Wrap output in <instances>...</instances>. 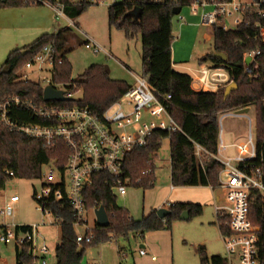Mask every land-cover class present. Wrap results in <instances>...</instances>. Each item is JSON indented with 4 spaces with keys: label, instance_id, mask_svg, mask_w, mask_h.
<instances>
[{
    "label": "trees",
    "instance_id": "trees-1",
    "mask_svg": "<svg viewBox=\"0 0 264 264\" xmlns=\"http://www.w3.org/2000/svg\"><path fill=\"white\" fill-rule=\"evenodd\" d=\"M64 6L65 14L70 18L81 15L91 4L87 0H57ZM102 0H94L99 3ZM44 5L32 4L28 0H0V7ZM138 6L140 16L132 11ZM183 4L174 0H121L108 7L109 25L122 30L128 40L141 35L143 74L156 89L158 96L170 95L169 111L180 126L173 132L156 130L147 145L136 147L125 156L123 176L131 179L133 185L148 189L155 184L156 160L165 138H170L171 182L174 186H211L219 187L220 172L223 165L215 160H208L204 166L196 155V145L218 151L220 138V116L226 110L256 106L257 140L260 156L251 161L255 166H263L264 158V41L257 38L255 24L259 19L257 10H248L245 19L236 29L225 30L213 27L214 52L199 58V63H211L216 66L232 67L236 70L238 88L224 97L221 92L194 90L192 77L174 69L172 52L175 41L173 18L176 9ZM264 23V19H262ZM74 30L65 27L57 32H46L29 45L13 50L6 63L12 64L9 73L0 72V104L6 99L19 96L22 99L44 102L43 84L23 78L19 72L48 44H53L57 60L55 61L52 85L65 86L73 91L76 86L82 89V98L68 102H54L61 105L78 104L89 106L94 113L102 115L118 101L131 85L122 79H114L105 64H92L77 78L72 77V64L68 58L70 44L74 39ZM86 43V42H85ZM84 43V44H85ZM259 48L256 62L245 68L244 54L248 50ZM25 50V52H23ZM223 53L226 59L216 57ZM257 65L256 68L254 66ZM258 74L250 78V74ZM50 103V102H45ZM8 117L17 123H42L48 121L35 118L31 113L14 104H8ZM60 144L59 148L47 149L43 141L30 138L1 121L0 117V190L15 178L38 179L42 175L43 165L60 156V168L64 169L67 151ZM151 170L150 174H144ZM10 172H13L11 175ZM152 182V183H151ZM88 210L104 206L108 212L110 224L106 227L95 225L86 230L91 235L89 242L77 241V228L74 215L66 201H52L48 207L61 220V242L55 249V264H84L85 250L94 245L108 242L128 241L131 236L143 238L146 233L157 230H171L180 220L182 212L189 211V217L200 216L204 206L192 202H175L169 205L170 214L161 218L157 210L151 211L140 219H135L129 210L117 203V196L112 187V180L107 174H97L92 185L84 190ZM258 190L252 195L250 216L261 225L264 234V214ZM223 232H228L226 218L217 216ZM30 224H22L16 230L26 231ZM201 264H224L225 257L209 255L205 245L197 247ZM16 264H38L31 251V244L16 247Z\"/></svg>",
    "mask_w": 264,
    "mask_h": 264
},
{
    "label": "built area",
    "instance_id": "built-area-1",
    "mask_svg": "<svg viewBox=\"0 0 264 264\" xmlns=\"http://www.w3.org/2000/svg\"><path fill=\"white\" fill-rule=\"evenodd\" d=\"M32 4H47L55 12L56 18L66 17L64 6L57 0H28ZM158 1V0H157ZM176 4H183L192 12L200 16L203 25L222 27L225 30L236 29L245 19L248 10H257L259 19L255 26L258 29L257 38L264 41V0H174ZM181 7V11L182 8ZM176 14L180 20L184 17ZM84 46L99 53L102 48L87 41ZM259 48L248 50L244 54L245 68L248 69L256 62ZM250 58L249 62L246 61ZM57 60L54 45L48 44L28 63V67H37V72L47 71L43 87L52 85V74ZM257 65L254 66L256 68ZM237 72L232 67L216 66L204 63L198 77L201 90L221 92L233 82ZM258 74H250V78ZM40 82V81H39ZM58 89L65 90V101L49 100L37 102L22 99L19 96L6 99L0 104L1 121L30 138L43 141L47 149L59 148L60 144L67 151L64 169L60 168L61 158L49 161L43 165L41 180L42 188L36 189L35 199L40 210L45 215L55 216L48 205L52 201H66L74 215L77 228V241L89 242L91 235L85 233L90 230L87 218L84 190L94 182L97 174H107L112 180L113 190L120 195L127 193L128 187L133 185L128 177L123 176L125 156L136 147L145 146L150 141L156 130L176 131L180 126L171 116V96H158L156 89L151 85L145 75L137 77V81L124 95L111 105L102 115L94 113L89 106L74 102L73 105H61L54 102H68L78 100L76 93L68 91L65 86L56 84ZM44 97V95H43ZM50 102V103H45ZM14 104L27 109L35 118L48 121L42 123H17L7 115L8 104ZM232 110V109H231ZM226 110L235 115L246 116L249 120L248 141L238 145V154L229 158L221 157V149L227 146L221 136L218 151L196 145V155L204 166L208 160L220 162L223 167L220 172V183L215 191L219 195L215 200L217 216L225 217L228 232L221 235L225 246L224 264H264V234L261 225L254 222L250 216V204L253 192L258 190L262 201L264 214V168L255 166L251 161L256 160L259 154L256 124L246 113H240V108L235 111ZM261 159L264 161L263 154ZM47 167L48 171L44 170ZM144 174H150L146 170ZM12 175L13 172H10ZM152 183V182H151ZM18 195H11L5 202L0 213L5 217H12L15 212ZM22 224L0 223V242L6 245L15 244L21 247L30 243L31 251L38 264H49L47 255L51 254L50 245L41 237L39 224L31 225L26 231H18L16 227ZM78 227L84 228L80 232ZM145 254V249L140 250Z\"/></svg>",
    "mask_w": 264,
    "mask_h": 264
},
{
    "label": "rangeland",
    "instance_id": "rangeland-1",
    "mask_svg": "<svg viewBox=\"0 0 264 264\" xmlns=\"http://www.w3.org/2000/svg\"><path fill=\"white\" fill-rule=\"evenodd\" d=\"M87 1L92 2V4L81 15L75 17L76 20L80 17L78 18V21L81 22L80 27L89 34H95L103 44L108 45L110 39H113L112 50L118 60L114 57H107L105 53L94 54L91 50L87 49L84 46V42L86 41L85 34L81 33L77 26H73L75 34L72 44H70L72 50L68 54L71 59L73 78H77L92 64H105L108 66L112 78L122 79L127 82L131 81V75L127 70V56L133 63V69L137 73L141 74L144 71L141 56V35L128 40L122 30L115 27L109 28L108 7L110 4L121 0H102L99 4L94 2V0ZM186 7L184 6L183 10ZM177 18V15L173 18V32L176 39L174 47L177 49L174 58L177 64L182 62L183 66H176V70L187 74H200L199 70L202 64L199 63V58L214 52L213 28L200 24V27H196L197 29L199 27L200 30L197 36L190 37L185 34L179 39L180 31L177 28ZM66 22L67 17L57 19L55 12L47 4L0 7V72L13 50L29 45L43 33L54 32L57 28L59 30V23L65 25ZM48 26H51V29L46 28ZM35 70H37L36 66H25L19 74L23 78L40 81L44 84V77L48 75L47 71L37 72ZM223 91L224 89L221 93ZM73 92L76 93L75 98H82L83 91L81 88L76 86ZM246 108V114L257 124L256 106L252 105ZM235 110L238 109H232L231 111ZM248 133L249 120L246 116L235 115L231 112L222 113L220 116V136L227 148L221 152V157L229 158L236 156L238 154V145L248 141ZM158 156L154 186H160L163 191L166 189L168 194L171 187L170 138L164 139ZM44 170L48 171V168L45 167ZM154 186L149 189L155 188ZM41 188V180L39 179L15 178L10 180L6 188L0 190V211L11 195H18L19 201L16 203L15 212L12 217H5L0 213V223L39 224L41 237L46 238V240L44 239L45 243L50 244V247L53 249L52 253L47 255L49 264H53L55 260V247L61 242V225L55 221L52 215H45L40 210L38 202L35 199V192L36 189L40 190ZM143 190V187L131 185L128 187L125 196L120 195L115 190L118 205L126 209L130 208L131 211L137 210V212L141 213L146 205L148 189L146 192ZM203 194L204 192H202ZM171 201L173 200L171 199ZM165 206H168V204H165ZM214 214L213 207L208 208L205 206L202 215L192 216L186 219L184 224L189 229V235L196 237V239L207 241L214 251L213 253L223 254L224 247L219 229L209 223V221L214 220ZM87 218L89 225H94V220H96L94 209L88 210ZM207 220L209 221L207 222ZM78 230L84 232V228L82 227H78ZM192 251L194 253V249ZM193 260L194 264H199L197 257ZM0 264H16L15 244L6 245L0 242Z\"/></svg>",
    "mask_w": 264,
    "mask_h": 264
},
{
    "label": "crops",
    "instance_id": "crops-1",
    "mask_svg": "<svg viewBox=\"0 0 264 264\" xmlns=\"http://www.w3.org/2000/svg\"><path fill=\"white\" fill-rule=\"evenodd\" d=\"M51 9L52 11H54L52 7ZM181 14L184 17V20H180V18L177 16L178 17L177 28L180 31L178 38L181 39L185 34L186 36H190V37L197 36L200 33L199 30L201 24L200 16L192 12L189 7H186L184 10L182 8ZM66 17H67L66 24L63 25L59 23L60 24L59 30L65 27H70L75 32L73 26H77L78 30L81 33L85 34L86 36L85 42L90 41L94 45L96 46L99 45L102 48V50L99 53H95L92 51L94 54L105 53L107 57L116 58L112 50L113 39H110L109 44L105 45L102 43L101 40L98 39V37H96L95 34H89L87 31H84L82 27H80L81 22L78 21V18L80 17H78L77 20L76 18L74 19L68 16ZM108 25H109V16H108ZM197 26H199L198 29L196 28ZM46 28L51 29V26H48ZM109 28L111 29L112 27H110L109 25ZM59 30L57 28L55 29L54 32H57ZM175 42L176 41H174L173 43V52H172L174 69H176V66H183L182 62H179L177 64V62L175 61L174 54L175 51L177 50L174 47ZM142 54H143V48H142ZM68 58L70 59L69 55ZM116 59L118 60V58ZM127 61H128L127 70L131 75V81H129L128 83L132 86L136 83L137 77L143 75V73L139 74L133 69V63L128 59V56H127ZM206 64H211V63L208 62ZM189 75H191L192 77V88L197 91L201 90L200 82L198 79L200 74L193 73ZM222 151H224V149L220 150V152ZM157 161L158 160H156V162ZM170 166H171V153H170ZM155 178H156V168H155ZM154 187L155 188L152 189L148 188V190L147 189L143 190L145 192L147 190V194H146V205L144 206V209L141 213L137 212V210L131 211L130 208H128L133 218L140 219L144 215L149 214L153 210H158L159 208L162 207L169 208V205L175 202L199 203L202 204L204 208L205 206H207L208 208L213 207L215 212V200L216 197L219 195V192L215 191L211 186L176 187L171 182L170 192L168 194L166 189L163 191V189L160 186L159 187L154 186ZM202 192H204L203 195ZM171 199L173 201H171ZM165 204H168V206H165ZM184 221H186V219H180L176 221L171 230L165 229V230L148 232L145 234L143 238L133 235L129 238L128 241H121L119 243L108 242V243H101L98 245L90 246L85 250L83 263L84 264H194L193 259L197 257L199 264H201L197 254V247L200 244L205 245L209 255H221L225 257L226 255L225 246H224V241L222 239L221 229L219 222L217 220L216 212L214 214V220L212 221L207 220V222L209 221L210 224L214 225L217 229H219L224 247L223 254L213 253L214 251L211 249L210 244L207 243V241L196 239V237L189 235L188 234L189 229L185 227ZM95 225H97L96 220H94V225H90V226L93 227ZM43 239L46 240V238ZM141 249H145L146 253L142 254L140 251ZM192 249H194V253ZM52 251L53 249L51 248V253ZM55 263H56V257L53 264Z\"/></svg>",
    "mask_w": 264,
    "mask_h": 264
},
{
    "label": "water",
    "instance_id": "water-1",
    "mask_svg": "<svg viewBox=\"0 0 264 264\" xmlns=\"http://www.w3.org/2000/svg\"><path fill=\"white\" fill-rule=\"evenodd\" d=\"M181 8L176 9V14L180 13ZM132 14L136 17L140 16V8L138 6H136V8L132 11ZM25 52V50L23 51ZM216 57H221L223 59H226V55L223 53H215ZM250 58H247L246 61L249 62ZM12 70V64L11 63H6L2 69L3 73H9ZM238 88V84L235 81L231 82L230 84H228L224 91H223V95L224 97H228L230 95V93L232 91H234L235 89ZM43 95H44V99L46 101L49 100H59V101H65L67 99L66 95H65V90L63 89H58L55 88L53 85H47L44 87L43 90ZM247 108L244 109H240V113H246ZM95 212V216H96V224L102 227H106L110 224V219H109V215L107 210L105 209L104 206H99L98 208L94 209ZM170 209L169 208H159L157 210L158 215L161 218H164L166 215L170 214ZM181 219H187L189 218V211H184L182 212Z\"/></svg>",
    "mask_w": 264,
    "mask_h": 264
}]
</instances>
